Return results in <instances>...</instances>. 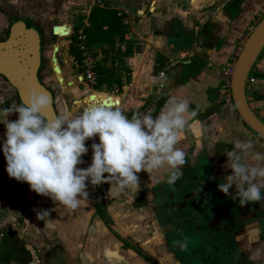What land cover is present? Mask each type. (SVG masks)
Returning <instances> with one entry per match:
<instances>
[{
    "label": "crops",
    "instance_id": "0c3cea01",
    "mask_svg": "<svg viewBox=\"0 0 264 264\" xmlns=\"http://www.w3.org/2000/svg\"><path fill=\"white\" fill-rule=\"evenodd\" d=\"M111 1L114 4L109 7L117 11L120 8L127 14L133 10L137 16L130 31L121 20L127 33L121 44H115L121 52L120 56L115 54L119 69L127 70L129 80L128 83L124 80L118 96L115 92H92L84 96L85 107L93 95H100L97 96L100 103L119 107L128 117L148 111L155 117L168 98L175 96L188 103L189 123L206 114L207 118L197 123L201 137L195 139L186 127L177 145L185 152L181 171L190 176L187 179L193 184L203 186L204 167L213 166L211 205L227 218L216 222L221 231L213 245L216 253L211 255L205 249L204 264H264V200L241 206L238 199L232 198L234 185L227 196L217 187L223 182L222 177L231 172L224 167L227 161L224 153L236 141L250 140L251 151L264 153V139L242 121L234 105L228 107L220 96L221 70L227 64H235L249 34L264 17V0ZM33 12L26 14L31 16ZM88 14L86 10L84 16L76 17L73 22L66 20L69 13H62L58 25L65 27L58 28L56 34L60 38L68 35V50L71 36L88 26ZM11 16H0L1 28L5 26V18ZM128 20L129 23V16ZM128 39L140 42L135 44ZM90 50L103 58L100 48ZM48 62L54 71L52 56ZM53 73L57 79L59 73ZM68 82L64 90L74 86ZM0 88L8 89L1 83ZM245 96L250 109L264 123V46L247 76ZM87 147V157L77 167L85 168L91 163V147ZM136 175L139 189L135 192L126 189L119 196L109 194L110 185L106 182L88 184L87 202L70 212L50 197L38 194L23 218L29 229L27 233L33 236L31 244L36 246L35 249L26 245L31 256L37 252L41 264H194V259L187 255H181L180 259L173 256L163 242L148 204L153 188L167 182L168 169L161 168L151 177L144 170ZM6 196L5 200L9 201L10 196ZM41 211L47 212L38 216ZM204 238H208L206 233Z\"/></svg>",
    "mask_w": 264,
    "mask_h": 264
},
{
    "label": "clouds",
    "instance_id": "9594fccd",
    "mask_svg": "<svg viewBox=\"0 0 264 264\" xmlns=\"http://www.w3.org/2000/svg\"><path fill=\"white\" fill-rule=\"evenodd\" d=\"M50 104L47 93L36 91L18 105L0 108V123L5 127L0 151L9 177L27 182L31 190L50 197L66 211L87 202L88 184L106 182L109 194L119 196L126 189H139L136 173L141 170L151 177L166 167L169 184L180 178L185 152L177 145L190 126L186 101L169 97L155 117L151 111L128 117L119 107L96 103L79 114L65 109L49 119L44 110ZM12 112L18 115L9 121L7 116ZM93 136L99 142L90 145L91 163L77 167L88 152L85 141ZM252 148L250 140L236 141L224 153V167L231 172L217 185L226 196L234 185L232 198L241 206L264 200V153L253 152Z\"/></svg>",
    "mask_w": 264,
    "mask_h": 264
},
{
    "label": "rangeland",
    "instance_id": "374dc122",
    "mask_svg": "<svg viewBox=\"0 0 264 264\" xmlns=\"http://www.w3.org/2000/svg\"><path fill=\"white\" fill-rule=\"evenodd\" d=\"M112 3L113 1L111 0H0V16H9L10 14L19 15L22 13L26 14L28 11H34V15L30 16L31 22L37 24L38 28H41L44 32V55L46 56L44 57L45 63L43 64V69L40 71L39 75L48 85L53 88V91L56 95V103L59 112L66 109L73 112L74 114H79L85 108V103L82 98H85L84 96L91 94L92 92H104L108 94L115 92L114 95L118 96L122 91L121 87L125 84L124 80L126 81L128 75L127 71L123 70V67L119 69V58L112 55L114 54L112 49L105 48V46L100 48L101 51L104 50V52H102L104 59L102 58L103 60L101 59L99 62H101V67L104 70L110 69L113 76H117L121 80V85L111 80L109 84L104 83L102 87L97 89L95 87L89 86L87 83L82 82L78 78L79 73L71 61L72 55L69 54L70 50H68L67 35L62 38L54 36L50 29L52 25L59 24L62 13H69L70 16H68L66 20H71L74 22L76 21V17L78 19V16L79 18L84 16V14H86V10L90 11L94 5L98 4L100 6H110ZM67 6L70 7L72 11H70L69 8L67 9ZM12 8L15 11H11ZM16 8H18L17 12ZM118 10V15L122 21L124 20L125 25H127L126 28L128 27L130 31L134 25L133 21L137 18L135 15L136 13L130 9L128 14L120 8H118ZM128 16L130 17L129 23ZM1 29L2 31H0V39L4 38V33H6L5 29L1 28L0 25V30ZM129 31L128 35L132 36ZM133 36L136 37V35ZM128 40L134 42L135 44L140 42L138 39ZM118 44H121V42H118ZM55 46H57L56 50L54 49ZM50 56H54V58H56V62H51L52 67H54V71H52V68L49 65L50 62H48ZM60 68L62 69L63 74ZM53 72L59 73L57 79ZM124 76L125 78H123ZM75 78L77 79L75 80ZM70 80L75 81L74 86H69L68 90H64L63 86H65L66 82ZM97 96L93 95L92 98L89 99V105L100 103V99ZM10 105H17L13 90L9 88L0 89V108L9 107ZM17 115V113L12 112L7 116V119L9 121L15 120ZM4 132L5 127L2 123H0V142H2L5 138ZM93 139L98 140V137L93 136L91 139L86 140V146L90 147V145L94 142ZM87 154L88 152L83 154V160L85 157H87ZM5 165L6 161L3 152L0 151V204H2L0 205V231L8 227L17 228L19 230L18 233L20 237H22L24 240V243L27 246L31 245L36 249V246L31 244L33 236L27 233L29 229L27 228V222H23V218L28 214V209L37 200L38 194L29 188L27 182L17 181L14 178L9 177L5 170ZM7 194L10 196L9 201L5 200L7 198ZM1 196L3 198H1ZM24 213H26V215H24ZM11 217L14 219H11ZM3 219L6 220L7 223H5ZM31 227L32 226H30V230L32 231ZM158 229L162 231L161 235H163L164 226L158 227ZM163 242L165 245L167 244V247L173 254H176L182 249V243L170 244L167 235L166 241L163 240ZM186 247L187 249L189 248L188 246ZM183 248H185V246ZM33 253L34 254L31 256V263L41 264V261H38L39 256L36 257L37 252ZM173 256L176 257V255Z\"/></svg>",
    "mask_w": 264,
    "mask_h": 264
},
{
    "label": "water",
    "instance_id": "95a60500",
    "mask_svg": "<svg viewBox=\"0 0 264 264\" xmlns=\"http://www.w3.org/2000/svg\"><path fill=\"white\" fill-rule=\"evenodd\" d=\"M5 19L6 35L0 39V83L13 90L19 104L26 101L32 92L47 93L51 98V104L44 110V116L49 119L55 118L59 113L56 95L53 94V88L39 76L44 59L40 29L34 22L29 23L31 17L24 13ZM64 27L52 25L51 33L57 36L56 30ZM263 46L264 17L249 34L235 61L230 90L239 117L253 132L264 139V123L250 109L245 96L247 76ZM54 49L56 50L57 46ZM52 61L56 62L54 56ZM78 78L81 80L80 76ZM206 118L207 115L202 114L189 123L188 129L195 139L200 138L202 134L197 123L203 122ZM203 172L202 184L208 190L207 196H213L211 194L214 191V184L210 181V175H214L213 166L206 165ZM194 264H204L203 255L200 260L196 257Z\"/></svg>",
    "mask_w": 264,
    "mask_h": 264
},
{
    "label": "flooded vegetation",
    "instance_id": "af4514ba",
    "mask_svg": "<svg viewBox=\"0 0 264 264\" xmlns=\"http://www.w3.org/2000/svg\"><path fill=\"white\" fill-rule=\"evenodd\" d=\"M39 29L42 34L41 43L44 51V32L41 28ZM5 35L6 33H4V36ZM42 69L43 62L41 70ZM53 94H55L54 91ZM181 172L183 174L185 171ZM182 174L174 184L165 182L154 187V190H152L153 192H150L151 202L148 204H150L149 207L154 214V219L158 227L164 226L162 235L163 240L166 241L167 235L170 244L182 243V245L185 246V248H183V246L180 251L173 255H178V258L181 257V255H187L188 258L195 259L197 257V259L200 260L205 249L206 252L209 251L211 255L216 253L213 245H215L216 240L219 238L218 234L221 232L217 229L218 223L216 224V222L223 219L226 220L227 218L223 216L222 212L212 208L211 204L214 203V196H209L210 198H207L206 188L204 186L200 187L193 184L190 179H187L190 176ZM229 217L231 218V216H228V218ZM5 229L6 228L0 231V244ZM11 229L16 231L25 249L28 250L23 238L20 237L18 233L19 230L17 228ZM205 233L208 238H204ZM206 242H208V244H206ZM186 246L189 247V250ZM9 264L15 263L10 261ZM26 264H32L31 259L27 261Z\"/></svg>",
    "mask_w": 264,
    "mask_h": 264
},
{
    "label": "trees",
    "instance_id": "16d2710c",
    "mask_svg": "<svg viewBox=\"0 0 264 264\" xmlns=\"http://www.w3.org/2000/svg\"><path fill=\"white\" fill-rule=\"evenodd\" d=\"M87 21L88 26L83 28V32L86 35L87 48L94 49L103 48V46H105V48L113 50L112 52L114 54L112 55H119V53H121L119 51L120 48L115 47V44L124 41L126 29L122 24L120 17L117 15V10L109 7L108 5L100 6L96 4L90 9ZM29 23H31L30 20ZM69 45V54L79 60L80 53L75 47L74 34L71 36ZM127 49L128 47L126 50ZM101 52H104V50ZM127 53L128 51L124 52V55ZM95 70L97 73V84L95 85V88L98 89L102 87L104 83L109 84L111 80L121 85V80L117 76H113L110 69L104 70L101 67V62L96 64ZM128 80L129 79L126 78V83H128ZM15 100L18 105L19 102L17 101L16 97ZM30 259V252L25 249L16 231L12 230L11 228H6L3 231V237L0 244V264H9L10 261H13L15 264H26V262L30 261Z\"/></svg>",
    "mask_w": 264,
    "mask_h": 264
},
{
    "label": "built area",
    "instance_id": "2783aa9c",
    "mask_svg": "<svg viewBox=\"0 0 264 264\" xmlns=\"http://www.w3.org/2000/svg\"><path fill=\"white\" fill-rule=\"evenodd\" d=\"M75 35V47L80 53V59L72 57L71 61L75 66L81 81L87 83L91 87L97 84L96 64L101 59V55L87 48L86 35L83 30H79ZM233 64L225 65L221 70V100L228 107L233 106V100L230 90L231 75L233 72ZM163 75V73H161ZM77 78H75L76 80Z\"/></svg>",
    "mask_w": 264,
    "mask_h": 264
},
{
    "label": "bare ground",
    "instance_id": "6f19581e",
    "mask_svg": "<svg viewBox=\"0 0 264 264\" xmlns=\"http://www.w3.org/2000/svg\"><path fill=\"white\" fill-rule=\"evenodd\" d=\"M74 83H75V81H73V80H72L71 82H68L69 85H70V84L73 85Z\"/></svg>",
    "mask_w": 264,
    "mask_h": 264
}]
</instances>
